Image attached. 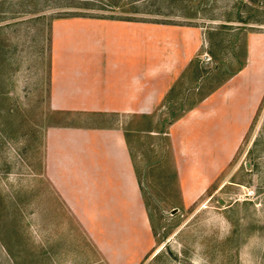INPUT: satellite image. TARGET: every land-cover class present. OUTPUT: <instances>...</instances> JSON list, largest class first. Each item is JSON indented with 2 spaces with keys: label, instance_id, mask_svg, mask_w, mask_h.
Returning <instances> with one entry per match:
<instances>
[{
  "label": "rangeland",
  "instance_id": "374dc122",
  "mask_svg": "<svg viewBox=\"0 0 264 264\" xmlns=\"http://www.w3.org/2000/svg\"><path fill=\"white\" fill-rule=\"evenodd\" d=\"M66 3L0 1V264H264V0H211L190 21L135 8L145 26L128 31L176 75L127 126L145 225L133 214L81 220L47 177L51 126L117 118L51 107L55 46L110 52L109 33L128 21L59 17Z\"/></svg>",
  "mask_w": 264,
  "mask_h": 264
},
{
  "label": "crops",
  "instance_id": "0c3cea01",
  "mask_svg": "<svg viewBox=\"0 0 264 264\" xmlns=\"http://www.w3.org/2000/svg\"><path fill=\"white\" fill-rule=\"evenodd\" d=\"M117 24L122 27L109 33L110 52L65 53L55 46L51 107L86 114L89 119L90 115L117 118L107 125L51 126L46 134L45 171L81 220L99 215L124 220L133 214L145 225L147 215L127 126L130 114L157 109L176 75L171 62L159 63L157 54H146L144 34L128 31L143 28L145 21ZM123 27L127 30L122 34Z\"/></svg>",
  "mask_w": 264,
  "mask_h": 264
},
{
  "label": "trees",
  "instance_id": "16d2710c",
  "mask_svg": "<svg viewBox=\"0 0 264 264\" xmlns=\"http://www.w3.org/2000/svg\"><path fill=\"white\" fill-rule=\"evenodd\" d=\"M1 1V0H0ZM50 1H66L67 3L60 7V5L55 6V11L58 12L59 17L66 16H90L98 18H112L128 21H146L145 17H139V11L135 8L139 5L153 6L157 4L156 12L157 14H164L167 12L173 13L175 10H181L182 16L186 20H194L198 15L205 12H209L213 9L214 5L211 4V0H50ZM134 8L131 12L127 11V8ZM119 10V12H118ZM233 12V11H231ZM178 15V14H176ZM240 19V18H239ZM213 20V19H212ZM245 26L251 24L240 19ZM161 23H172L165 21H157ZM263 20L255 19L253 23L261 24ZM248 23V24H247ZM252 23V24H253ZM229 23L222 22L220 24L221 28H226ZM250 28H255V25H249ZM211 29H216L214 26ZM218 29V28H217ZM242 29V26L239 27Z\"/></svg>",
  "mask_w": 264,
  "mask_h": 264
}]
</instances>
